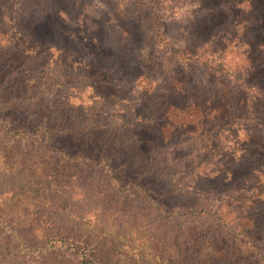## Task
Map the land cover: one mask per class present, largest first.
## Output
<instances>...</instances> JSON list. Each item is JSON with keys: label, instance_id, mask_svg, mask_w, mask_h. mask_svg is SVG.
<instances>
[{"label": "rangeland", "instance_id": "374dc122", "mask_svg": "<svg viewBox=\"0 0 264 264\" xmlns=\"http://www.w3.org/2000/svg\"><path fill=\"white\" fill-rule=\"evenodd\" d=\"M49 8L70 16L61 30L49 27L45 38L53 47L34 31ZM214 11L212 0H0V119L11 128L50 126V144L103 154L122 186L138 179L142 188L115 193L102 163L46 154L39 136L13 143L0 122V218H15L25 233L38 228L21 246L1 235L0 264L19 251L28 260L17 264H74L63 249L51 256L34 250L47 221L95 243L102 264H264L258 138L228 120L182 133L180 116L172 113L169 122L161 115L162 95L177 103L186 98L171 88L185 62L166 54L164 41L155 48L158 28L174 48L191 31L221 41L224 50L206 55L229 73L253 77L261 69L250 47L225 41L241 15L218 17L222 25L211 32L204 17ZM231 190L241 194L226 196ZM185 212L199 214L197 221ZM248 242L263 259L244 255Z\"/></svg>", "mask_w": 264, "mask_h": 264}, {"label": "trees", "instance_id": "16d2710c", "mask_svg": "<svg viewBox=\"0 0 264 264\" xmlns=\"http://www.w3.org/2000/svg\"><path fill=\"white\" fill-rule=\"evenodd\" d=\"M212 1L215 3L216 11H214L212 15H206V17H204L205 21H208L210 25H212L211 32L215 30L216 27L222 25V22L215 21L218 17L221 18L222 21L228 22L230 17L241 15V18L233 27L234 33L227 35L228 32H224V34L227 35L225 41H229L230 43V41H232L231 37H234L233 40L238 42L240 48L246 46L250 47V49L253 50V54L260 57L261 69H259L253 77H251L250 74L245 75L238 73L235 75L229 73V70H226L223 66H215L213 61L207 58L206 55L208 51H215L216 47H221L220 49L224 50L226 47L221 41L217 39L211 41L210 37L209 39H205L200 33L191 31L190 35L187 34V38L182 40L181 44H177V48H174V44L171 40L172 36L168 38V34L158 28L156 35L159 37V44L154 42L155 48L162 45L161 43L164 41L166 54L169 53L172 58L185 62L184 65L178 67V72L176 74L179 76L172 78L171 88L180 91V94L184 93L186 98L183 102L177 103L173 98H168L166 94L162 95L161 98H164V100L161 104L164 106V110L161 115L163 116L167 113L166 121L169 122L175 120L171 116L172 113L180 116V128H184L182 133H186L189 129L193 127L196 128V126L201 127L209 121L218 122L228 120L237 123L240 127H244L243 131L249 139L254 140L256 137L258 138V142H260L261 146L258 145L264 152V73L262 74L260 72V70H264V0ZM237 5L239 6L236 7ZM219 7H223V11L218 10L217 8ZM69 18L70 16H67V14L60 9L53 12V9L49 8L48 11H44L39 17L38 23L34 25V31L37 32L39 41H41L40 43L49 46L45 38L46 33L49 31V27L58 26L61 30V28H63L61 27L62 23L64 24ZM157 18L156 16L155 20H157ZM204 45H207V48ZM53 46L54 44H50L49 47ZM166 65L171 68L170 62ZM197 70L205 73V75H196ZM189 73H191V76L188 75ZM256 75H258L257 78ZM190 77H195L197 80L189 79ZM194 93L197 94V96H193ZM0 122L4 124L3 129L6 135H9L13 143L29 138L34 139L33 137L39 136L45 141L43 143L40 142V146L46 154L62 155L64 158L63 160L80 165L85 164L86 166L100 165V163H102L100 169L106 172V183L110 186V190H114L115 193L120 191V189L128 191V189H126L127 187L142 189L136 184L138 183V179L135 180V183L130 182L126 184L128 186H122V179L117 176V171L114 170V166L111 164V158H106L103 154L97 155L95 158L94 153H88L82 149L71 150L67 148L68 146L57 147L54 144H50L52 143V133L55 131L54 128L50 126H43L40 124L31 129L27 127L11 128V126L2 119H0ZM169 127H172V125H169ZM31 135L33 136L32 138ZM158 155L159 154H157V156ZM231 191L233 192H228L231 194H227L226 196L229 195L232 197L236 193L241 194L240 192H235V190ZM149 199L150 197H146V200L150 201ZM155 205L159 208L157 204ZM176 213L177 215L180 214L179 212ZM202 213H204V211ZM184 214H192L196 221L199 215L193 212H185ZM181 215H183V213ZM185 217L190 216L185 215ZM38 227H40V224ZM21 228L22 227L19 226L15 218H0V236H6L9 241L18 246L28 242L27 236L29 237V235L33 234L38 229L35 227L32 228L30 232L25 233ZM40 229L43 231V244L36 246L34 250H39L40 252L50 250L47 256H51L53 254L60 255L58 251L63 249L62 256L70 257V262L74 264H102L100 257L97 255V245L86 240L85 236L82 237L78 233L66 231L64 226L58 221H47L46 225ZM221 233L231 237L230 233L223 229H221ZM229 239L234 241L237 240V238L234 237ZM238 240L241 241L240 239ZM50 242L51 245L48 246ZM27 246L30 247L31 244L28 243ZM27 246L25 245L24 247L27 248ZM51 248L57 251H53ZM256 249L257 247H255V245L248 242L247 246L244 247V255L247 254L249 258L255 260L256 255L252 251ZM20 252L21 251L16 254L15 260H5L2 264H17L28 260L25 259V255H22ZM258 259L260 261L263 257H257L256 261ZM0 260H3L1 256ZM257 263L259 264L258 261ZM112 264H124V262L117 261Z\"/></svg>", "mask_w": 264, "mask_h": 264}]
</instances>
